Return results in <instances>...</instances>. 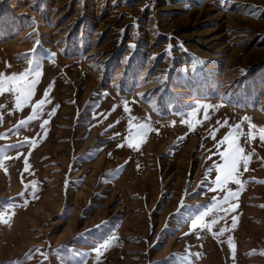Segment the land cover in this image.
Wrapping results in <instances>:
<instances>
[{"label":"rangeland","instance_id":"obj_1","mask_svg":"<svg viewBox=\"0 0 264 264\" xmlns=\"http://www.w3.org/2000/svg\"><path fill=\"white\" fill-rule=\"evenodd\" d=\"M29 69L27 104L0 94V264H264L247 135L264 128V0H0V73ZM235 125L254 154L217 188Z\"/></svg>","mask_w":264,"mask_h":264},{"label":"snow or ice","instance_id":"obj_2","mask_svg":"<svg viewBox=\"0 0 264 264\" xmlns=\"http://www.w3.org/2000/svg\"><path fill=\"white\" fill-rule=\"evenodd\" d=\"M33 70L29 69L26 72L22 73H13L10 76H5L3 73H0V94L3 92L11 90L15 94V104L17 108H20L22 105L27 104L31 97L34 95L35 85L37 83L36 79H29V73ZM41 75L39 70H35V76L39 77ZM47 102V96L44 99H41L36 105L32 116L28 117V120L31 121L35 118L36 113L42 109V107ZM3 107V106H0ZM205 108L211 107L204 106ZM125 111L130 112L131 110L127 107V103H125ZM54 114V113H50ZM205 119H209L208 115L205 114ZM248 120L247 117L244 118ZM0 122H2V117H0ZM26 121H22L20 126H24ZM46 123V122H45ZM249 133L247 134L250 139H255L256 136L253 130L259 131V139L264 142V128H258V126L254 124L249 125ZM151 130V125L148 123H142L137 126V136H145L146 132ZM3 135V134H0ZM244 135L242 132V125H235L233 130L229 132L227 136H225L224 140L221 143H226L228 148L227 151L221 153L224 164L219 168L220 175L216 177V185L217 188H221L226 185L230 180L234 183L241 184L242 182L239 180L238 173L239 166L241 162H243L245 169H247V164L250 162L251 156L254 153L244 154V148L238 143L239 136ZM34 143V141H33ZM129 146H134L131 141H129ZM261 183H264L262 181ZM35 196V193H33ZM236 196V193L229 192L228 196L224 198V202L227 203L229 197ZM234 210V207L232 208ZM203 217H193L191 219L192 228L195 229L197 224ZM0 222L5 224L8 223L7 219H4ZM217 223L216 220H213L210 225H201L208 227L209 230L211 226ZM236 223L235 218H233V225ZM223 230H221L222 234ZM97 253H99L100 249H96ZM264 254V253H262Z\"/></svg>","mask_w":264,"mask_h":264}]
</instances>
